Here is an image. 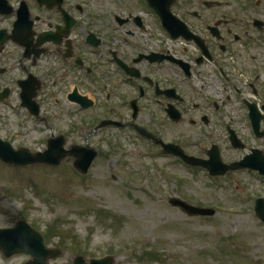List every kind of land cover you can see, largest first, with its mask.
I'll return each instance as SVG.
<instances>
[{"label":"rangeland","instance_id":"obj_1","mask_svg":"<svg viewBox=\"0 0 264 264\" xmlns=\"http://www.w3.org/2000/svg\"><path fill=\"white\" fill-rule=\"evenodd\" d=\"M14 46L10 43L2 60L9 67L7 82L16 80L20 72V54L13 52ZM251 53L258 56L257 65L264 67V47ZM241 73L232 76L229 93L233 98L227 108L245 149L231 145L227 132L207 138L186 120L192 114L183 121L169 120L154 103L137 119H128L123 129L94 130L103 117L99 94L86 91L98 98V105L85 110L51 100L43 106L41 120L29 115L14 94L0 104L2 138L15 147L44 149L53 124L56 134L66 136L67 148L89 140L99 153L86 174L74 168L73 157L57 167H18L0 161V227H12L23 219L43 235L47 231V246L65 250L51 264H72L78 254L87 260L113 255L114 264H264V222L254 212L255 199L264 196V178L250 171L210 177L202 168L164 154L154 139L138 136L133 127L135 123L146 128L153 137L180 144L196 156L208 157L205 151L217 144L227 163L242 159L250 145L264 151V140L255 139L245 116L242 98L253 100L254 95L245 82L249 75ZM168 74L179 78L176 68ZM68 80L64 76V84L60 82L57 88L69 91ZM261 86L256 101L264 100V82ZM220 88L212 85V91L204 92L212 96ZM175 196L194 206L213 207L216 213L190 216L170 204ZM29 259L27 254L5 257L0 251V264H24Z\"/></svg>","mask_w":264,"mask_h":264},{"label":"flooded vegetation","instance_id":"obj_2","mask_svg":"<svg viewBox=\"0 0 264 264\" xmlns=\"http://www.w3.org/2000/svg\"><path fill=\"white\" fill-rule=\"evenodd\" d=\"M154 2L0 0V94L7 92L0 104L17 94L30 113L22 105L28 88L41 115L51 100L79 107L74 96L87 97L96 105L90 91L100 95L104 120L126 123L151 110V103L164 113L173 104L181 121L192 114L186 120L205 128L207 137L237 132L227 108L232 76L249 75L245 82L255 99L264 82V67L251 53L264 47V0H158L156 8ZM10 43L20 54V72L7 82L9 67L2 60ZM171 68L178 70L177 80L168 74ZM64 76L71 88L65 93L57 88ZM212 85L221 88L210 96L204 90ZM254 98H242L248 121L247 101L264 107V100Z\"/></svg>","mask_w":264,"mask_h":264},{"label":"water","instance_id":"obj_3","mask_svg":"<svg viewBox=\"0 0 264 264\" xmlns=\"http://www.w3.org/2000/svg\"><path fill=\"white\" fill-rule=\"evenodd\" d=\"M177 37V35H175ZM8 39V38H5ZM24 93V104L29 106L34 113H38L37 105L32 101V94L27 92ZM7 95V92L0 95L3 98ZM253 110V109H252ZM255 114L252 111L251 116ZM252 121L255 129H259V119L255 115L252 116ZM63 138L58 140L52 139L49 141V148L45 152L32 153L27 150L16 151L0 141V159L11 164L17 165H28L33 163H44L52 166H58L61 162L69 156H75V166L82 172H88L93 160L97 156V152L90 147H78L75 146L71 150L66 151L63 148ZM236 144V141L233 140ZM166 152H173L182 156L186 162L193 165H202L208 168L213 175L225 174L228 169H244L253 168L259 170L260 173L264 174V158H261L260 162H251L250 159L255 156H248L244 160L226 165L221 160L218 149L211 151V159L208 161L197 159L192 156L185 155L184 152L175 146L174 144H164ZM256 154V153H255ZM174 206L182 208L190 216H206L214 215L215 210L209 208H200L193 206L186 201L173 198L170 200ZM255 213L257 216L264 221V198H258L255 205ZM0 251L7 257L18 254L27 253L31 255V259L25 264H49V258H56L62 252L59 249H51L45 245V239L43 235L33 228L26 221L17 222L15 227L12 228H0ZM86 260L82 256H78L74 264H85ZM114 257L108 256L103 259H93L90 264H113Z\"/></svg>","mask_w":264,"mask_h":264},{"label":"trees","instance_id":"obj_4","mask_svg":"<svg viewBox=\"0 0 264 264\" xmlns=\"http://www.w3.org/2000/svg\"><path fill=\"white\" fill-rule=\"evenodd\" d=\"M51 231H52V228H51Z\"/></svg>","mask_w":264,"mask_h":264}]
</instances>
